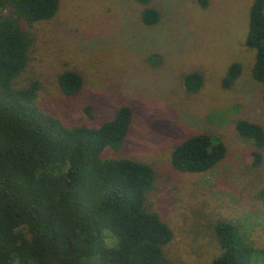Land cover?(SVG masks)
<instances>
[{
    "label": "rangeland",
    "instance_id": "1",
    "mask_svg": "<svg viewBox=\"0 0 264 264\" xmlns=\"http://www.w3.org/2000/svg\"><path fill=\"white\" fill-rule=\"evenodd\" d=\"M251 3L152 0L161 18L147 25L138 0H60L53 18L27 26L33 37L30 61L16 85L38 80L41 108L68 126H98L121 105L132 107L123 146L107 147L103 156L155 168L146 207L174 230L165 246L174 264H212L221 252L214 232L219 220L238 224L264 251V163L254 164L255 145L237 129L239 119L264 126V86L252 74L256 51L245 45ZM233 62L242 64V74L225 88ZM67 69L84 77L74 96L66 95L58 81ZM193 71L205 78L194 93L184 84ZM199 133L222 138L226 157L207 172L175 169L173 148Z\"/></svg>",
    "mask_w": 264,
    "mask_h": 264
},
{
    "label": "trees",
    "instance_id": "2",
    "mask_svg": "<svg viewBox=\"0 0 264 264\" xmlns=\"http://www.w3.org/2000/svg\"><path fill=\"white\" fill-rule=\"evenodd\" d=\"M138 1L144 5L142 21L158 23L161 14L152 0ZM59 5L60 0H0V264H174L165 255L174 230L146 207L155 168L103 156L107 147L123 146L132 107L121 105L98 126H68L39 105L38 80L16 85L30 61L27 26L53 18ZM245 45L256 51L252 74L264 86V0H252ZM242 70L240 62L231 63L223 86L231 87ZM204 80L193 71L184 84L194 93ZM58 81L68 96L84 86L74 69L61 72ZM237 129L255 145L254 164L264 163V126L239 119ZM227 152L222 138L199 133L175 145L171 160L179 171L202 173ZM260 196L264 200V186ZM214 232L221 252L212 264H264V251L235 222L219 220Z\"/></svg>",
    "mask_w": 264,
    "mask_h": 264
}]
</instances>
